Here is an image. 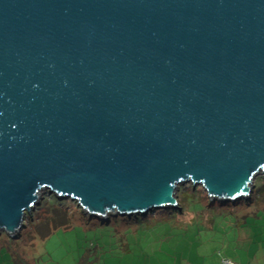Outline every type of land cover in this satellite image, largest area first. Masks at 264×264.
<instances>
[{
	"label": "water",
	"instance_id": "1",
	"mask_svg": "<svg viewBox=\"0 0 264 264\" xmlns=\"http://www.w3.org/2000/svg\"><path fill=\"white\" fill-rule=\"evenodd\" d=\"M264 178V0H0V233L49 191L98 219Z\"/></svg>",
	"mask_w": 264,
	"mask_h": 264
},
{
	"label": "rangeland",
	"instance_id": "2",
	"mask_svg": "<svg viewBox=\"0 0 264 264\" xmlns=\"http://www.w3.org/2000/svg\"><path fill=\"white\" fill-rule=\"evenodd\" d=\"M261 179L254 182L258 193L251 202L237 207L213 204L205 216L197 215L196 209L200 195L208 197L206 191L181 185L177 199L181 196L186 214L180 205L156 209L144 215L150 221L143 226L118 215L98 219L74 203L64 205L63 198L54 201L45 191L19 233H0V264H264ZM108 221L109 225L101 223ZM47 226H52L48 236Z\"/></svg>",
	"mask_w": 264,
	"mask_h": 264
},
{
	"label": "trees",
	"instance_id": "3",
	"mask_svg": "<svg viewBox=\"0 0 264 264\" xmlns=\"http://www.w3.org/2000/svg\"><path fill=\"white\" fill-rule=\"evenodd\" d=\"M261 181H262V183L264 184V179H261ZM198 188H194V190H197ZM257 193H258V190H257V184H256V190H254L253 191V193H252V195H251V197L249 198V199H247V200H242V202H237V203H223V202H219V201H215V202H211L210 200H209V197H207V196H204V197H202V195H200V197H199V200L197 201V215L199 214L200 216H202V215H206V213L208 212V209H209V207L211 206V205H213V204H217V205H221V206H230V205H233L234 207H237L238 205H243L244 203H249V202H251L252 201V199H253V195L255 194V195H257ZM189 197V195H187L186 196V198H185V200H184V203H186L187 205H188V200H187V198ZM52 199L54 200V201H60L59 199L60 198H58L56 195H53L52 196ZM179 205L181 206V213H185L184 211H183V208H182V204H183V202L181 203V196L179 197ZM69 201V203H74V206L77 208V209H81L79 206H78V203L76 202V201H73V200H63V204L64 205H68V203L67 202ZM76 203V204H75ZM171 211V213L174 211V210H170ZM170 211H168L169 212V214H168V216L170 217ZM179 212V210L178 211H176V213H178ZM181 213H179V214H181ZM192 213V212H191ZM191 213H189V214H191ZM71 214L73 215V214H75L74 212H71ZM186 214V213H185ZM185 214H181L182 216H184ZM82 215H83V213H82ZM61 217H63L64 216V214L62 213L61 215H60ZM82 217V216H81ZM125 219H127L128 221H129V223L133 220L135 223H138L139 225H141V226H143L145 223H147V222H149L150 220H147L148 218H146L145 216H135V217H132V218H129V217H126ZM165 219H167V218H164V219H159V220H153V221H165ZM190 219H191V217H190ZM112 220V219H111ZM110 221V220H109ZM108 221V222H109ZM108 222H101L102 224H110V222L108 223ZM137 224V225H138ZM52 226L50 227V226H47L46 227V232H45V235L46 236H48L51 232H52ZM57 228V227H56ZM231 264H233V262L231 263Z\"/></svg>",
	"mask_w": 264,
	"mask_h": 264
},
{
	"label": "built area",
	"instance_id": "4",
	"mask_svg": "<svg viewBox=\"0 0 264 264\" xmlns=\"http://www.w3.org/2000/svg\"><path fill=\"white\" fill-rule=\"evenodd\" d=\"M229 264H231V263H229Z\"/></svg>",
	"mask_w": 264,
	"mask_h": 264
}]
</instances>
